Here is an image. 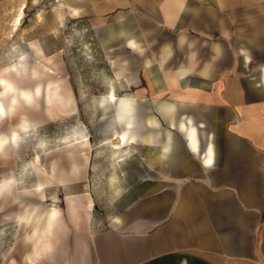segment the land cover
Masks as SVG:
<instances>
[{"label":"crops","instance_id":"crops-1","mask_svg":"<svg viewBox=\"0 0 264 264\" xmlns=\"http://www.w3.org/2000/svg\"><path fill=\"white\" fill-rule=\"evenodd\" d=\"M54 1L136 116L68 140L71 167L33 159L44 178L15 196V264H264V0Z\"/></svg>","mask_w":264,"mask_h":264},{"label":"rangeland","instance_id":"rangeland-1","mask_svg":"<svg viewBox=\"0 0 264 264\" xmlns=\"http://www.w3.org/2000/svg\"><path fill=\"white\" fill-rule=\"evenodd\" d=\"M8 10L0 13V77L16 90L0 94V138L5 137L0 140V264H15V196L44 178L33 159L39 155L46 170L52 163L56 171L71 167L68 140H80L82 133L110 134L107 124L95 121L116 117L111 87L117 96L129 92L123 77L106 73L81 22L65 16L57 2L29 0L16 26L18 9ZM88 146L72 152L79 165L87 160ZM58 194V185L47 188L46 203Z\"/></svg>","mask_w":264,"mask_h":264},{"label":"bare ground","instance_id":"bare-ground-1","mask_svg":"<svg viewBox=\"0 0 264 264\" xmlns=\"http://www.w3.org/2000/svg\"><path fill=\"white\" fill-rule=\"evenodd\" d=\"M23 10L24 9L22 8V9L18 10V14L16 13L17 15L15 17V26L20 23V19L22 18V15H23ZM15 88L16 87L13 85V83H12V81L10 79L5 78V77H0V94L4 93V91L5 90H8V89L16 90ZM27 92H29V91H27ZM108 96H109V98L114 103L116 117L119 120L126 121L128 124H130L132 122V120L136 116V114H135V108H134V99H133V97H130L128 95H123V96L120 95V96H117L115 94V92H114V88L113 87L110 88V91H109ZM14 100H15V95L13 94L12 101H14ZM3 104H4V102L2 100V95H1L0 96V108H1V106H3ZM4 113H5V111H4ZM125 133H126V131L124 129L123 132L121 133V139H122V141L124 140ZM186 134L188 135V138L191 140L193 147L196 148V146H197V143L196 142L197 141H196L195 128H194L193 125H190L188 127V129L186 130ZM112 146L115 147V148H117V143H112ZM209 152H211V148H209ZM122 160H124V159H122ZM0 186L4 188V183H1Z\"/></svg>","mask_w":264,"mask_h":264}]
</instances>
